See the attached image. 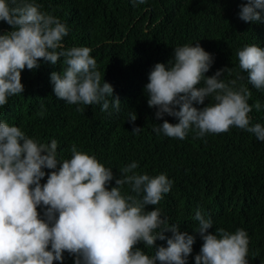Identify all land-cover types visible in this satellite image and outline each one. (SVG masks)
Listing matches in <instances>:
<instances>
[{"label":"clouds","instance_id":"clouds-1","mask_svg":"<svg viewBox=\"0 0 264 264\" xmlns=\"http://www.w3.org/2000/svg\"><path fill=\"white\" fill-rule=\"evenodd\" d=\"M132 2L135 6L146 0ZM14 3L0 0V21L12 29L0 34V107L7 105L9 97L23 93L21 72L25 68L38 69V61L55 66L63 57V74L54 71L50 75L56 98L68 104L102 102L103 112L109 109L111 97L112 107L118 110L120 99L113 97L109 83H101V72L90 55L92 49H64L62 41L68 34L65 24L40 11L38 4ZM262 11L264 0H247L239 19L260 22ZM237 56L248 83L257 90L264 89V48L245 46ZM212 63L211 54L198 43L184 45L174 49V58L167 66L154 65L146 85L129 83L128 87H145L148 107L157 109L156 119L167 115L178 120L175 124L165 120L153 128L169 138L184 140L190 131L201 138L226 133L234 126L264 142V126L252 125L248 115L253 107L259 111L260 103L250 106L251 92L246 87L236 90V80L225 83L220 79L225 71L231 74L234 69H220L206 78ZM201 82L203 86L196 87ZM213 94L214 104L202 109L193 106L204 104ZM135 120L136 115H130L129 121ZM57 148L56 140L38 143L19 127L0 122V264H62L65 252L75 257L74 264H187L194 236L181 232L179 225L169 226L159 208L145 211L146 206L157 205L170 192L172 181L165 174H136L133 170L138 165L132 162L121 169L123 178L116 179V186L109 190L114 179L110 168L95 156L78 151L75 145L70 159L58 160ZM43 169L52 171L42 185L46 175ZM125 184L135 196L122 195ZM40 207L45 209L43 217L37 210ZM194 219L199 222L196 233L203 241L195 264H248L246 231L229 233L219 228L215 234H206L213 227L212 220L200 210ZM165 232H171V238H166ZM157 239H166L167 246L159 247L154 256L135 247L141 242L152 247Z\"/></svg>","mask_w":264,"mask_h":264},{"label":"trees","instance_id":"trees-1","mask_svg":"<svg viewBox=\"0 0 264 264\" xmlns=\"http://www.w3.org/2000/svg\"><path fill=\"white\" fill-rule=\"evenodd\" d=\"M246 2L146 0L133 6L132 0H15L13 6L38 4L40 11L65 24L68 34L62 41L64 49L90 47V55L101 72V83H109L114 89L113 97L118 96L121 103L117 110L108 97L109 109L102 112V102L68 104L56 98L50 75L54 71L63 74L66 65L62 57L55 66L38 61V69L25 68L21 72L24 91L9 97L7 105L0 107V122L19 127L38 143L56 140L58 160L70 159L73 145L95 156L112 170L114 179L109 182V190L116 186V179L123 178L121 169L132 162L138 165L133 170L136 174H165L172 181L170 192L157 205L146 206L145 211L159 208L169 226L179 225L181 232L194 236L187 264H195L203 243L196 233L197 210L213 222L206 234H215L219 228L229 233L246 231L248 264H264V142L234 126L226 133L201 138H196L195 131H190L184 140L169 138L153 128L165 120L171 124L178 120L167 115L156 119L157 109L148 107L145 87H128L129 83L146 85L154 65L167 66L175 48L198 43L213 57L205 77L220 69H234L231 74L225 71L220 79L225 83L236 80V90L243 86L251 92L248 104L258 101L261 105L259 111L253 107L248 114L251 124L264 126V89L257 90L248 83L237 56L245 46L264 48V11L260 22L246 23L239 19L240 8ZM11 30L0 21V34ZM238 75L243 78L237 79ZM202 86L203 82L196 87ZM214 95L207 97L204 104L193 106L202 109L214 104ZM132 114L136 115L134 122L129 121ZM134 128L141 131L135 133ZM43 171L46 175L40 181L42 185L52 170ZM121 193L136 195L127 184L121 186ZM37 210L43 217L45 209ZM163 234L166 238L172 235ZM166 246V239H157L152 247L142 242L135 247L154 256L159 247ZM74 259L65 252L62 264H74Z\"/></svg>","mask_w":264,"mask_h":264}]
</instances>
